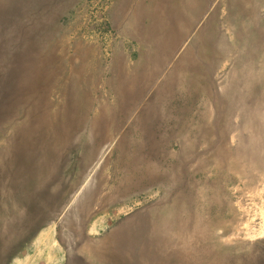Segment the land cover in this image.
<instances>
[{
  "label": "rangeland",
  "instance_id": "1",
  "mask_svg": "<svg viewBox=\"0 0 264 264\" xmlns=\"http://www.w3.org/2000/svg\"><path fill=\"white\" fill-rule=\"evenodd\" d=\"M0 264H264V0H0Z\"/></svg>",
  "mask_w": 264,
  "mask_h": 264
},
{
  "label": "bare ground",
  "instance_id": "2",
  "mask_svg": "<svg viewBox=\"0 0 264 264\" xmlns=\"http://www.w3.org/2000/svg\"><path fill=\"white\" fill-rule=\"evenodd\" d=\"M232 23V22H231ZM228 26V25H227ZM232 30V29H231ZM205 43V42H204ZM238 152V151H237ZM234 162V161H233ZM245 164V163H244ZM250 165V164H249ZM260 169V168H259ZM243 246V245H242ZM221 249V248H220Z\"/></svg>",
  "mask_w": 264,
  "mask_h": 264
}]
</instances>
